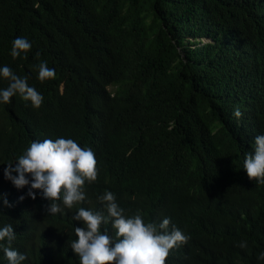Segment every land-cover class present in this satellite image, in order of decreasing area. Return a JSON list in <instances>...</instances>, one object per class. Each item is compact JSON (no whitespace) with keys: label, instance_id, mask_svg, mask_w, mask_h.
I'll list each match as a JSON object with an SVG mask.
<instances>
[{"label":"trees","instance_id":"trees-1","mask_svg":"<svg viewBox=\"0 0 264 264\" xmlns=\"http://www.w3.org/2000/svg\"><path fill=\"white\" fill-rule=\"evenodd\" d=\"M18 37L32 47L13 58ZM42 62L54 79L39 80ZM4 66L44 98L0 102V229L12 225L22 264H80L75 205L48 215L39 190L4 176L32 142L61 137L92 144L91 201L111 191L126 216L189 237L166 264H264V183L244 169L264 135V0H0Z\"/></svg>","mask_w":264,"mask_h":264},{"label":"clouds","instance_id":"clouds-1","mask_svg":"<svg viewBox=\"0 0 264 264\" xmlns=\"http://www.w3.org/2000/svg\"><path fill=\"white\" fill-rule=\"evenodd\" d=\"M31 47L26 38L18 37L13 42L11 56L19 57ZM37 67L41 82L55 78L56 72L48 67L47 62ZM0 76L9 81V86L0 90V102L9 103L12 97L19 94L23 100L30 101L34 108L42 105L43 96L28 85L26 78L19 77L8 66L0 68ZM233 115L236 118L242 116L239 107L234 109ZM91 146L84 140L78 143L63 137L55 141H34L18 158L15 167L8 164L4 176L17 189L30 185L26 195L33 200L37 198L34 190H39L42 198L49 200L45 205L48 215L64 213L61 205L68 209L75 205L77 210L73 219L76 221L75 234L78 239L72 241L71 248L79 257L80 264H166L171 251L187 243L189 237L179 228L173 226L170 229V218H164L157 225L145 223L139 213L126 216L111 191L96 192L95 200L91 201L90 191L85 190L84 185L87 182L91 188L99 171ZM253 150L254 153L250 152L245 158L244 169L250 180L264 183V135L255 138ZM25 198L21 196L19 199L23 201ZM92 203H95L94 206ZM102 205L107 215L102 214ZM3 206L10 208L13 205L3 197ZM109 223L115 230V237L109 235L107 228L101 230L102 225ZM15 238L12 225L0 229V242H7V246L0 244V248L8 264H22L27 259L25 254L11 247ZM238 247L247 248V242H240ZM38 256L41 264H57L46 253ZM258 259L264 260V253Z\"/></svg>","mask_w":264,"mask_h":264}]
</instances>
